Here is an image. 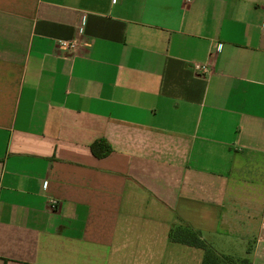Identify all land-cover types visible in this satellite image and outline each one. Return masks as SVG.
I'll list each match as a JSON object with an SVG mask.
<instances>
[{
	"label": "crops",
	"instance_id": "obj_1",
	"mask_svg": "<svg viewBox=\"0 0 264 264\" xmlns=\"http://www.w3.org/2000/svg\"><path fill=\"white\" fill-rule=\"evenodd\" d=\"M187 227L264 264V0H0V264H202Z\"/></svg>",
	"mask_w": 264,
	"mask_h": 264
},
{
	"label": "trees",
	"instance_id": "obj_2",
	"mask_svg": "<svg viewBox=\"0 0 264 264\" xmlns=\"http://www.w3.org/2000/svg\"><path fill=\"white\" fill-rule=\"evenodd\" d=\"M92 152L96 157L104 158L112 152V148L106 142H100L92 146ZM170 238L177 243L203 250L204 259L202 264H251L247 259H236L218 253L202 239L199 232L189 227L172 231Z\"/></svg>",
	"mask_w": 264,
	"mask_h": 264
},
{
	"label": "built area",
	"instance_id": "obj_3",
	"mask_svg": "<svg viewBox=\"0 0 264 264\" xmlns=\"http://www.w3.org/2000/svg\"><path fill=\"white\" fill-rule=\"evenodd\" d=\"M189 1V0H188ZM81 33H83V29L80 30ZM79 41V40H78ZM77 40H74L72 42H63L62 46L66 48L67 50L76 53L79 49V42ZM193 69L195 72L200 73V74H205L209 72V68L206 65L202 64H195L193 66ZM53 208H56V203H53Z\"/></svg>",
	"mask_w": 264,
	"mask_h": 264
}]
</instances>
